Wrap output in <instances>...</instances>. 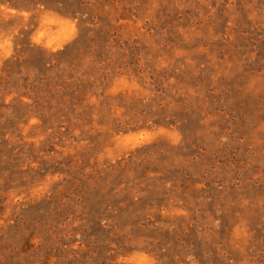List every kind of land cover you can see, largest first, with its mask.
<instances>
[{"label": "rangeland", "instance_id": "rangeland-1", "mask_svg": "<svg viewBox=\"0 0 264 264\" xmlns=\"http://www.w3.org/2000/svg\"><path fill=\"white\" fill-rule=\"evenodd\" d=\"M0 264H264V0H0Z\"/></svg>", "mask_w": 264, "mask_h": 264}]
</instances>
